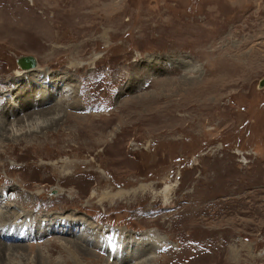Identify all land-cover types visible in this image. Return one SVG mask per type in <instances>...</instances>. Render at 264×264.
Wrapping results in <instances>:
<instances>
[{
    "label": "rangeland",
    "instance_id": "374dc122",
    "mask_svg": "<svg viewBox=\"0 0 264 264\" xmlns=\"http://www.w3.org/2000/svg\"><path fill=\"white\" fill-rule=\"evenodd\" d=\"M28 55L51 101L25 111L73 88L58 120L10 102ZM263 77L264 0H0V190L103 241L0 240V264H264Z\"/></svg>",
    "mask_w": 264,
    "mask_h": 264
},
{
    "label": "bare ground",
    "instance_id": "6f19581e",
    "mask_svg": "<svg viewBox=\"0 0 264 264\" xmlns=\"http://www.w3.org/2000/svg\"><path fill=\"white\" fill-rule=\"evenodd\" d=\"M19 67H20V65H19ZM20 68L24 69V71H22L21 74L18 73V88L20 91H18L17 96L13 97L12 100L10 99V102L12 104H16L17 101H20L19 105L21 106V108H20L21 110L19 112L20 113L22 112V113L19 116L23 115L26 117L24 124L26 123L25 124L26 126H30V125L34 126V125L40 123V121H39L40 119H41V122H43L46 118L48 120H50V119L51 120H58L60 118V113L62 112V110L64 111L67 106L70 107V105L66 102L71 97L70 96L71 95L70 90L72 87H71L69 81L65 78H62V77H55L52 80V78L50 77L51 84L48 87H52V86L55 88L59 87V88H57V89H59L58 90L59 94L56 97L55 104L53 103V107L47 106L48 108L44 107V108L39 109V110L27 112L25 110L28 109L32 105L36 106V107L37 106L40 107L39 105H43L45 103L50 102L51 101L50 100L51 90L50 89L49 90H43L40 92L39 98L36 97V99H31L30 98L31 94H27L28 91L26 89H33V86H35V82L33 81V79H36L38 77L39 73L37 71L34 73L33 70L36 69L35 67H20ZM29 75H30L29 83L25 84V86L21 87L22 82H19V81H21V79L24 76L29 77ZM1 89L2 88H0V91H1ZM76 102H78V101L76 99H74V104ZM57 108H58V110L56 111ZM53 109H55V110H53ZM51 110H53V111H51ZM5 111H8V110H5ZM15 113H16L15 110L14 111L11 110L9 112H3V116L0 117V132L3 135L6 131V129L4 127V124H5L4 122H6V119L12 120L14 123L17 122L15 120L18 118H15V116H14ZM32 114L43 116L45 119L37 118V116H36V118H34V116ZM31 115L33 116L32 118L28 117ZM10 116H12L11 119H10ZM2 118H5V121H2ZM18 121H20V120H18ZM14 123H13V125H14ZM15 125H16V123H15ZM66 164H68V163H66ZM63 171H64V169H63ZM66 174H68V173H66ZM8 189L10 191L0 190V240L2 241V243H4V242L7 243L9 241L19 242L22 240H28L26 242V243H29L28 245H24V244L22 245L21 244V246L28 247L31 245V243H30L31 240H37V239L40 240L45 235H49V237L47 239H49V238L51 239V237H52L51 235L57 234V236H53V237H59L58 242H60L62 244V246L65 247V249H66L67 244H68L67 242H69L67 235L72 234L71 230H73V229H77V231H79L81 233L79 235V242H86V243L87 242H89V243L93 242L94 245H96L97 243L98 244L100 243V245H101V243L103 242V241L94 242V241H96L94 234L98 230H96L97 229L96 227H93V225L91 223L92 221L90 222L88 219L80 217V216L76 217L75 213L74 214L73 213L59 214V216H53V217H51L52 214H47L48 216L45 215V218L43 217L42 219H38L36 217H33L31 214V213H33L34 216H36L37 212H39V209H37L38 211L33 210L36 207V204L33 202L32 198L24 200L23 197L21 196V194H23V191L19 190V192H18L16 187H14V188L9 187ZM15 191H16V193H19V194H16L14 196V201H13L14 203L13 204H11V203H8V204L5 203L4 204L5 198L10 199V196H12V194ZM29 207H31L32 210L27 209ZM19 208H21L22 210L19 211L18 210ZM40 217H42V215ZM10 231L13 233L12 237H9L7 235L8 233H10ZM87 231L89 232L88 234L84 233ZM125 234H123V235H125ZM6 236H8V239H6ZM129 242H131V240L125 241L122 244L121 249L117 253H115L117 255V259H120L122 261V259L124 260L125 258H128L127 253H128V245H130ZM35 243L38 244L40 242H35ZM77 244H79V243H77ZM94 245L92 247H94ZM117 245H118V243H117ZM82 250H83V248H82ZM82 252H84V251H82ZM90 253H88V254H90ZM111 255H112V253H111ZM111 255H109V256H111ZM45 257H41V258L43 260L44 259L49 260L48 256H47L48 258H45ZM63 257H61V258H63ZM65 262H66V259H64L63 261H61V260H57L55 262L53 261L51 263L52 264H64ZM48 264H50V263H48Z\"/></svg>",
    "mask_w": 264,
    "mask_h": 264
},
{
    "label": "water",
    "instance_id": "95a60500",
    "mask_svg": "<svg viewBox=\"0 0 264 264\" xmlns=\"http://www.w3.org/2000/svg\"><path fill=\"white\" fill-rule=\"evenodd\" d=\"M18 64L21 67H32L35 65L34 58L32 56H21L17 59ZM259 86L262 87L264 86V77L260 79L259 81Z\"/></svg>",
    "mask_w": 264,
    "mask_h": 264
}]
</instances>
